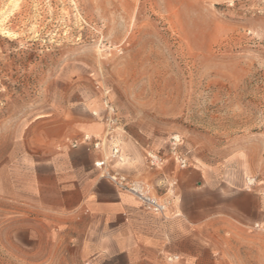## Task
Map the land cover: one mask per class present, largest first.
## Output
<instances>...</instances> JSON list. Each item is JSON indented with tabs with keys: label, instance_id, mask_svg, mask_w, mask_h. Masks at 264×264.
Masks as SVG:
<instances>
[{
	"label": "rangeland",
	"instance_id": "obj_1",
	"mask_svg": "<svg viewBox=\"0 0 264 264\" xmlns=\"http://www.w3.org/2000/svg\"><path fill=\"white\" fill-rule=\"evenodd\" d=\"M86 134L134 141L107 168L191 228V262L135 264H264V0H0V264H92L28 185Z\"/></svg>",
	"mask_w": 264,
	"mask_h": 264
},
{
	"label": "crops",
	"instance_id": "obj_2",
	"mask_svg": "<svg viewBox=\"0 0 264 264\" xmlns=\"http://www.w3.org/2000/svg\"><path fill=\"white\" fill-rule=\"evenodd\" d=\"M103 129L97 121L81 126L91 135ZM89 137L28 165V185L51 213L55 235L65 234L78 258L92 264H135L161 253L175 254L176 259L187 257L191 262L195 252L178 246L191 229L186 220L163 218L145 209L134 194L118 188L94 164L103 159L110 169L135 175L142 167L138 145L121 135L103 142ZM42 166L48 167L45 173Z\"/></svg>",
	"mask_w": 264,
	"mask_h": 264
},
{
	"label": "built area",
	"instance_id": "obj_3",
	"mask_svg": "<svg viewBox=\"0 0 264 264\" xmlns=\"http://www.w3.org/2000/svg\"><path fill=\"white\" fill-rule=\"evenodd\" d=\"M84 140H90V137L89 136H84ZM99 142H94L93 145L94 146H98ZM118 152V149L117 148H114L113 149V153L116 154ZM120 158V157H119ZM155 155H151V159H155ZM177 161L179 163V165L181 167H184L186 162H185V159L182 158L181 156H177ZM95 166L99 169H101L102 171L100 172L103 176L107 177L109 180H111L118 188L120 189H123V190H127L128 192L134 194L144 205H146L147 207H152L153 210L155 211H159V212H163L165 210L164 209H159L157 206H155L152 202H149V199L148 198H145L144 195L142 194H139L140 191H136L134 190V188L138 185V183H131V184H128L126 179L124 178V176H121V175H118L117 173H112L109 171V169L107 168L106 164H105V161L102 159V160H97L95 161ZM103 168H107L108 171H104ZM140 185V184H139ZM142 189L143 186L141 185ZM144 190H147V189H144ZM148 195V194H147Z\"/></svg>",
	"mask_w": 264,
	"mask_h": 264
},
{
	"label": "bare ground",
	"instance_id": "obj_4",
	"mask_svg": "<svg viewBox=\"0 0 264 264\" xmlns=\"http://www.w3.org/2000/svg\"><path fill=\"white\" fill-rule=\"evenodd\" d=\"M86 136H89V135H87L86 134ZM103 170L104 171H108V169H106V168H103ZM134 190H136V191H140L141 192V194H143L144 196H145V198H148L149 199V202H152L155 206H157L156 205V199H154L149 193H148V190H144V189H142V187H141V185H137L135 188H134ZM148 194V195H147ZM158 207V206H157Z\"/></svg>",
	"mask_w": 264,
	"mask_h": 264
}]
</instances>
